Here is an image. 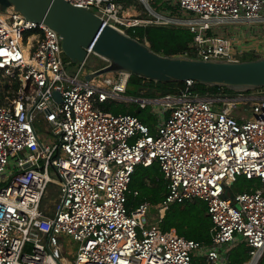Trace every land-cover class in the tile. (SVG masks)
<instances>
[{
  "label": "built area",
  "instance_id": "1",
  "mask_svg": "<svg viewBox=\"0 0 264 264\" xmlns=\"http://www.w3.org/2000/svg\"><path fill=\"white\" fill-rule=\"evenodd\" d=\"M65 1L124 33L136 25L185 27L192 39L178 55L264 57V0ZM90 53L68 69L72 62L55 29L13 6L0 8V264H191L193 257L201 264H258L264 252V86L233 98L199 94L188 79L170 93L133 96L126 93L128 71L86 80L95 70L85 68ZM108 99L150 106L152 129L135 115L101 107ZM241 100L252 109L249 116L233 113ZM40 116L51 125V143L36 132ZM153 163L166 180L165 196L154 205H129V194H138L129 188L135 166ZM239 175L262 186L228 196ZM49 183L57 186L53 211L42 204ZM193 199L206 205L209 243L159 226L172 203ZM152 207L158 219L149 216ZM59 235L77 243L70 259L55 242ZM236 243L248 247L241 263L229 262L221 250Z\"/></svg>",
  "mask_w": 264,
  "mask_h": 264
},
{
  "label": "water",
  "instance_id": "2",
  "mask_svg": "<svg viewBox=\"0 0 264 264\" xmlns=\"http://www.w3.org/2000/svg\"><path fill=\"white\" fill-rule=\"evenodd\" d=\"M26 19L43 22L61 36V49L71 62L84 60L87 49L107 63L87 73L89 80L104 72L125 70L160 82L193 80L204 84L224 85L232 89L264 86V57L251 60H203L182 55L167 56L151 50L146 43L121 32L92 11L65 0H0ZM60 101V95L53 91Z\"/></svg>",
  "mask_w": 264,
  "mask_h": 264
},
{
  "label": "trees",
  "instance_id": "3",
  "mask_svg": "<svg viewBox=\"0 0 264 264\" xmlns=\"http://www.w3.org/2000/svg\"><path fill=\"white\" fill-rule=\"evenodd\" d=\"M125 33L142 43L147 42L151 50L167 56H173L182 53L183 50L188 48V43L192 39L191 32L187 28L180 26L136 25L126 28ZM248 54H251L250 58L245 60L258 58V56L253 53ZM181 86H183V81L160 82L131 73L127 82L126 93L133 96L153 97L173 92L175 89ZM191 89L195 92H198L199 94L208 93L211 95L222 94L227 96L242 92L224 85L204 84L198 81H193ZM257 89L258 88H251L246 89V91H255ZM100 106L103 107V104L101 103ZM146 108L147 106L141 108L137 104L135 109L128 108L124 112L137 116L142 122L152 129V125L155 121V115L146 112ZM144 168H154V170H156L158 173L160 172V169L156 163ZM134 176L136 175H134L133 172L131 181L129 183V188L132 181L134 180ZM140 176L145 178L143 174H140ZM163 186V192H159L160 194L157 198H154L153 200L150 199L151 203H157L165 196L166 181L164 182ZM142 200L148 201L149 198L146 194L140 195L139 192L136 196H132V194H129L128 196V204L134 202L138 203ZM211 225L212 222L207 213L206 205L200 199L172 203L164 212L163 217L159 221V226L162 230L174 228L178 235L203 243L210 242L209 229ZM238 246L242 248V252H238L236 254L229 253L228 260L231 263H241L248 256V247H246L244 243L238 244ZM191 264H201L200 259L193 257Z\"/></svg>",
  "mask_w": 264,
  "mask_h": 264
},
{
  "label": "rangeland",
  "instance_id": "4",
  "mask_svg": "<svg viewBox=\"0 0 264 264\" xmlns=\"http://www.w3.org/2000/svg\"><path fill=\"white\" fill-rule=\"evenodd\" d=\"M135 8L138 11V13L141 14V16H148L146 12L144 13L142 12L143 8L139 3L135 2ZM250 55L251 54H248V53L240 55L239 60L249 59ZM105 63H106V60H104L103 58L99 56H96L93 53H90L86 57L85 68H87V70H93V69L102 67L103 65H105ZM76 64H78V62H72V64L68 66V69L75 68ZM237 90L242 91V92L229 95L228 97H233V98L248 97L249 95L253 94L250 92H254V91H246V89H237ZM243 100H241V103L239 102V104L237 103L236 105L231 106V108L233 110V113L239 114L241 112H244L245 115L249 116V114H251L252 112V109L250 108L249 104L243 103ZM102 104H103L104 109L111 110L114 112H124L128 108L135 109L137 107V104L135 102L124 101V100H119V99H108ZM152 110L153 109L150 106H147V108L145 109V111L149 113H152ZM155 120H156V117H155ZM34 126L42 142L51 143L52 138H54L51 132V125L47 123L42 118V116L36 117L34 119ZM159 173L156 170H154V168L145 169L142 165H136L134 169V175L136 176H134V180L132 181L130 185V189L131 190L137 189L140 195L146 194L147 197L149 198L148 201H150V199L153 200L154 198H157L158 195L160 194L159 192H163L162 188L164 187L163 185H164V182L166 181L163 178L161 171ZM140 174H143L145 178L140 176ZM260 186L262 185L260 184L257 178L247 179L244 176L239 175L236 177V180L233 182V184L228 189H226V194L228 196H232L234 193L238 191L248 190L251 187L254 188V187H260ZM46 191L47 192L42 199V204L45 206H50L51 211H53V206H54V203L56 202L57 186L54 183H49L46 187ZM152 204L154 205L156 203H152ZM149 216L151 218L156 217L158 219V213L155 207H152V209L150 210ZM55 242L59 244L62 243V246H63L62 254L65 255L67 259H70L71 255L73 254L77 246L76 245L77 243L67 235H59L58 238L55 240ZM241 249L242 248L238 246V244L237 245L236 244H232V245L224 244L221 250L223 251V255L228 257L229 253L236 254L238 252H242ZM258 264H264V253L259 259Z\"/></svg>",
  "mask_w": 264,
  "mask_h": 264
},
{
  "label": "crops",
  "instance_id": "5",
  "mask_svg": "<svg viewBox=\"0 0 264 264\" xmlns=\"http://www.w3.org/2000/svg\"><path fill=\"white\" fill-rule=\"evenodd\" d=\"M163 178H164V177H163ZM136 190H137V189H136ZM142 201H143V200H142ZM146 201H147V200H146ZM158 202H159V201H158ZM158 202H157V203H158ZM134 204H135V202H134V203H131V204H129V205H134ZM173 229H174V228H173ZM174 230H175V229H174ZM209 233H210V232H209ZM237 244H241V243H236V245H237ZM227 260H228V257H227ZM228 261H229V260H228ZM243 261H244V260H243Z\"/></svg>",
  "mask_w": 264,
  "mask_h": 264
}]
</instances>
